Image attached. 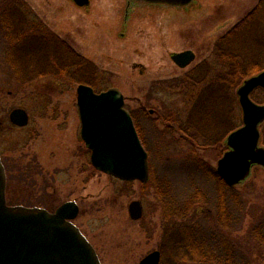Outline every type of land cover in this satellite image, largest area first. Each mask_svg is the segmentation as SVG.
Here are the masks:
<instances>
[{"label":"rangeland","instance_id":"1","mask_svg":"<svg viewBox=\"0 0 264 264\" xmlns=\"http://www.w3.org/2000/svg\"><path fill=\"white\" fill-rule=\"evenodd\" d=\"M15 1L22 2L0 0V8L7 4L10 8ZM24 1L30 14L23 25L31 29L41 24L92 61L97 67L96 90L121 89L149 152L150 179L122 180L96 169L81 137L80 83L50 75L20 84L3 58L0 42V153L8 175V203L55 210L65 201L77 200L80 211L74 222L102 264H137L169 241L166 229L182 226L194 227L207 241H234L240 260L248 257L251 264H264V166H254L247 179L235 186L242 203L231 206L234 220L224 228L215 204L217 180L208 167L217 172L218 161L228 149L225 141L231 131L224 128L228 120L215 127V132L219 126L224 128V135L205 136L198 143L182 137L176 124L185 123L205 85L193 78L198 63L261 1L193 0L183 7L147 1L133 14L124 35L119 32L125 31L120 28L126 0H91L89 10L72 0ZM231 18L234 21L227 27L218 28ZM189 47L197 51V59L184 68L178 66L171 53ZM242 47L255 54L254 62L247 61L251 73L257 71L250 76L264 70V36L246 35ZM212 57L217 76V50ZM250 76L240 70L231 82V116L239 123L237 128L243 125L237 90ZM252 98L264 103V89L257 88ZM16 107L27 109L28 125L11 122L9 115ZM207 119L211 121L208 114ZM209 128L213 131V125ZM260 128L264 146V122ZM215 143L221 147L210 146ZM197 163L205 164L209 172ZM196 190L203 192L199 199L206 196L198 204ZM163 195L165 200L160 198ZM137 199L143 203L144 215L134 220L129 205ZM257 227L261 236L252 234ZM160 264H173L168 249L162 251Z\"/></svg>","mask_w":264,"mask_h":264},{"label":"water","instance_id":"2","mask_svg":"<svg viewBox=\"0 0 264 264\" xmlns=\"http://www.w3.org/2000/svg\"><path fill=\"white\" fill-rule=\"evenodd\" d=\"M79 6L90 0H74ZM183 6L192 0H148ZM226 25V23H225ZM221 25L219 28H221ZM172 59L186 67L195 59L193 50L174 52ZM264 88V70L244 80L237 93L243 111V125L226 138L228 150L217 165V173L229 186H236L251 174L254 166H264V146L260 126L264 122V103L251 97ZM81 120V137L91 150L94 167L122 180L148 181L149 155L135 126L126 99L118 87L96 91L89 84L77 87ZM23 107L10 112V120L18 126L29 123ZM7 173L0 155V264H102L87 236L74 219L80 207L76 200L61 204L55 211L42 206L8 204ZM134 220L142 218L144 208L137 199L129 205ZM162 252L155 249L137 264H160Z\"/></svg>","mask_w":264,"mask_h":264},{"label":"trees","instance_id":"3","mask_svg":"<svg viewBox=\"0 0 264 264\" xmlns=\"http://www.w3.org/2000/svg\"><path fill=\"white\" fill-rule=\"evenodd\" d=\"M12 4H9L10 8L8 4L1 6L3 10L0 18V32H4V35L1 34L0 42L4 44L5 55L3 58L9 63L16 80L20 84H25L54 75L62 80L86 83L95 88L96 65L78 53L66 41L61 40L58 35L51 33L47 28H41V24L38 27V24H33L31 29L29 26L23 25L28 21L25 20V16L28 17L30 14L29 11L24 10L27 7L26 2L22 0L20 3L15 1ZM16 7L20 10L18 11ZM260 28L256 25L248 30H241L237 27L216 43V50L218 51L216 65L220 67V72L216 76V73L210 70L212 74L210 73L209 82L207 81L209 70L205 71V74L201 71L196 73L197 82L206 81L204 82L205 85L185 123L182 120L176 121L173 119L178 125V130H181L182 137L192 143H198L205 136H212L213 139H216L215 137L220 138L224 135L222 130L226 127L232 131L239 126V123L235 124L234 118L232 121L231 116V112L233 115L234 111L230 100L233 89L231 82H233V77L237 71H244L247 76L257 72L251 73L248 69L250 64L247 61L254 62L255 54L253 50L242 46L243 38L246 35L258 37L260 32H253ZM247 70L249 73H246ZM207 114L208 117H211L210 122L207 119ZM223 119L228 120V125L223 129L219 126L217 132H215V127L220 121L223 123ZM136 125L142 138L141 128L138 123ZM212 125L213 131L209 128ZM210 146L216 149L221 147L216 143L210 144ZM224 150L223 147L222 151ZM197 165L207 172L210 171L217 180L218 191L215 196V204L218 211V222L224 228L230 227L231 222L234 220L233 205L239 206L242 203L240 196L234 190L235 186H229L217 174L215 168L208 167V171L204 167L205 164L197 163ZM34 166L37 167V164ZM31 171L32 174L34 171L33 165ZM160 191L162 193V189ZM195 192V202L198 204L199 201H204L206 196L199 199L200 193L203 192L199 190ZM160 198L165 200L164 195ZM175 217L179 218L178 211H175ZM261 232V229L257 227L252 231V234L261 236ZM198 234L194 227H169L166 229V236L169 241H164L161 250L165 252L168 249L173 264H251L248 257H241L240 260L234 241H228L227 238H221V241H207L205 236Z\"/></svg>","mask_w":264,"mask_h":264},{"label":"flooded vegetation","instance_id":"4","mask_svg":"<svg viewBox=\"0 0 264 264\" xmlns=\"http://www.w3.org/2000/svg\"><path fill=\"white\" fill-rule=\"evenodd\" d=\"M147 1L148 0H126L125 6H124V15H123V19H122V22H121V28H120V29H125V31H121L120 30V32H119L120 35H124L126 33V29H127L128 25H129L130 20L132 19L133 14L136 12V10L138 9V7H141L140 5H143ZM260 1L261 2L258 3L253 10H251L248 14H246L242 18V20H240V22L235 23V25H234L235 29L238 27L241 30H248V29H251V27L253 25H256V26L261 25L260 26L261 28L258 31L260 32V34L262 36H264V34H263V32H264V20H263L264 19V6L262 5V3L264 2V0H260ZM151 2L152 3H160V2H153V1H149L148 3H151ZM162 3L172 5V4L168 3V2H162ZM178 7H183V6H178ZM82 8H85L86 10H89L90 9V5L83 6ZM261 13H262V15H260ZM230 20L231 21L228 24L224 25V28L227 27L230 23H232L234 21V19H232V18ZM256 22H260V23H256ZM235 29H233V30H235ZM215 46H216V43H215L214 49H213L214 52L213 53L211 52V54H208V57H207L206 60L205 59L204 60H201V62L198 63V65L196 66V70H195V74L198 73L199 71H201L202 73L205 74L206 73L205 71L209 70V73H208V76H207V81L208 82L210 80V73L212 74V72H213L214 58L212 57V55L213 54L215 55ZM185 50H193L195 52V59L190 63V64H192L197 59V51L195 49H193V48H190V47L189 48H186ZM174 52L175 51H173L171 53V57H172V54ZM211 57L213 59V62H210V60H209ZM212 63H213V65H212ZM210 70H212V72H210ZM194 77L195 76H193V78ZM201 82H198V83H201ZM203 82H206V81H203ZM142 205H143V203H142ZM143 208H144V206H143ZM143 215H144V213H143Z\"/></svg>","mask_w":264,"mask_h":264}]
</instances>
